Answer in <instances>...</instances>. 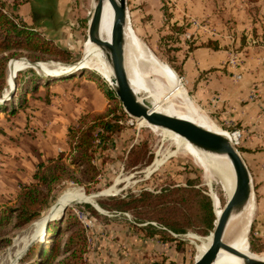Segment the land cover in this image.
<instances>
[{
    "label": "rangeland",
    "instance_id": "rangeland-1",
    "mask_svg": "<svg viewBox=\"0 0 264 264\" xmlns=\"http://www.w3.org/2000/svg\"><path fill=\"white\" fill-rule=\"evenodd\" d=\"M3 1L12 13L18 14V7L28 0ZM55 1H47L49 6L45 12L52 16L53 22L44 21L42 30L37 31L53 40L66 54L44 59L22 55L8 62L7 89L0 101L14 90L12 98L7 101H10L8 107L16 105V110L13 115L0 113V129L3 127L8 131L0 130L6 138L3 140L5 149L0 146V212L15 204L23 185L34 182V179L29 183L26 181L33 167L49 160L41 159L39 140L58 134V139L64 140L58 156H63L69 163V129L79 127L83 119L91 122L94 116L111 110V120L120 124L122 131L114 134L112 143L97 148L93 162L98 167V175L94 182L77 183L65 174L54 186L50 205L42 211L39 219L23 227L14 228L13 224L3 229L0 264H37V250L43 244L41 237L45 239L53 226L59 228L58 236L66 238L67 233L62 234L60 230H66L70 217L86 230L87 264H194L198 247L212 232L204 235L200 228H190L183 233L171 232L157 221L159 217L152 216L156 207L149 205L151 202L135 204V198L140 200L144 192L161 194L173 187H193L207 194L212 203L216 200L217 206L223 209L228 197L223 192L221 180L174 136L130 117L125 111L126 116H122L116 108L122 104L101 67L84 64L95 0H67L66 9L61 11L55 9ZM249 3L246 5L242 0H127L129 23L139 42L133 70L141 88L156 101L170 102L179 115H186L187 104H190L197 119L206 118L214 124L204 108L198 106L191 86L172 68L174 47L179 48L182 43L174 35L182 34V31L194 32L188 37L193 42L185 43L192 48L201 42L199 32L207 36L206 40L221 42L223 47L241 44L253 32L264 31V14L256 9L264 5V0ZM251 21L258 26L251 29ZM47 25L50 28L47 29ZM149 56L171 76V80L156 72L155 65L147 58ZM11 65L15 67L12 83L8 80ZM64 68L79 70L66 79L62 76L54 79L55 73ZM32 80H38L37 85H32ZM175 82L182 96L174 92ZM34 87L38 90L33 91ZM25 100L27 110H21ZM142 145L147 146L144 159L130 158L132 150ZM235 147L243 157L240 145ZM131 163L133 167L130 168L127 165ZM259 165L248 168L255 194L248 242L253 253L264 254V210H258L261 183H254L262 172ZM78 194L93 198H78L59 209L66 199ZM53 212L56 215L52 216ZM238 215L241 217L243 213ZM165 229L177 242H162L160 232Z\"/></svg>",
    "mask_w": 264,
    "mask_h": 264
},
{
    "label": "trees",
    "instance_id": "trees-1",
    "mask_svg": "<svg viewBox=\"0 0 264 264\" xmlns=\"http://www.w3.org/2000/svg\"><path fill=\"white\" fill-rule=\"evenodd\" d=\"M247 1L256 3L262 0ZM28 25L16 12H11L5 1L0 0V98L3 97L7 89L6 70L11 59L22 55L38 59L57 58L66 54V51L60 49L53 40ZM182 32L184 33V31ZM180 34H176L174 37L179 38ZM212 45L218 48L215 43ZM54 79L56 78L54 77ZM37 81L32 80L31 84L37 85ZM44 85L48 86L47 83ZM25 87L29 91V87ZM34 90L37 91L38 87H34ZM17 94L18 92H16ZM9 102L0 104V113L8 115L15 113L16 105H11L12 110H10ZM23 102L21 110H26L27 100ZM116 108L122 112V116H126L121 105H117ZM83 120L80 121L79 127L74 126L69 129L70 162L66 163L63 156L41 162L33 175L34 182L23 185L15 204L5 207L0 212V237L4 236L3 229L6 226L14 224V228L23 227L39 219L42 211L50 205L54 186L62 180L65 174L82 184H91L96 180L98 167L93 162L95 152L97 148L112 143L114 134L121 132L122 127L111 120V110L105 114L94 116L91 122ZM98 140L99 144H97ZM146 149V145L138 146L132 150L129 157H138L143 160L147 155ZM127 166L131 168L133 163ZM77 174L80 177H76ZM146 202H151L149 205L156 207L152 216L159 217L155 219L171 232L183 233L190 228H200L202 234L208 235L214 229L217 218L215 206L213 209L214 202L212 203L207 194L196 188L173 187L161 194L144 192L140 200L135 198L134 203H144L145 205ZM124 204L127 205L126 202ZM70 219L71 222L68 223L66 230H60L62 234L67 233L66 238L63 235L58 236V227H50L51 233L47 234L43 244L37 250V264H87L85 259L88 248L86 230L73 217ZM167 230L160 232L162 242L170 244L177 242ZM256 243L258 244V241Z\"/></svg>",
    "mask_w": 264,
    "mask_h": 264
},
{
    "label": "crops",
    "instance_id": "crops-1",
    "mask_svg": "<svg viewBox=\"0 0 264 264\" xmlns=\"http://www.w3.org/2000/svg\"><path fill=\"white\" fill-rule=\"evenodd\" d=\"M47 1H25L18 7L19 17L29 25L32 24L36 30H42L44 21L49 24L53 22L52 16L48 12L45 14L49 6ZM242 1L246 5L250 4L246 0ZM56 3L55 9L60 11L67 7V0H57ZM263 6L256 8L260 9V14H264ZM47 26V29L50 28V25ZM257 26L251 21V29ZM188 33L179 35L182 43L181 47H174L176 50L172 68L191 86L198 106L208 113L209 120L214 123H211L213 128L219 130L217 132L238 130L242 133L240 149L244 151L245 163L248 168L257 163L261 166V175L254 183H261L258 210H264V31L258 30L255 34L253 32L246 41H241V44L223 47L221 42H217L215 45H218V48L212 45L214 42L206 40L207 36L205 37L203 32L198 33L201 42L192 48L190 44L185 43L193 42L188 37L194 32L189 30ZM205 120L208 121L206 118ZM56 121L59 123V119ZM2 130L8 133L6 128ZM0 136V146L4 148L3 140L6 138L2 133ZM39 141L41 159L44 160L56 158L64 140L58 139V134L53 133ZM36 169L35 165L26 179L27 182L32 181Z\"/></svg>",
    "mask_w": 264,
    "mask_h": 264
},
{
    "label": "water",
    "instance_id": "water-1",
    "mask_svg": "<svg viewBox=\"0 0 264 264\" xmlns=\"http://www.w3.org/2000/svg\"><path fill=\"white\" fill-rule=\"evenodd\" d=\"M106 1L111 4L114 14L111 42L109 43L103 41L99 36ZM94 3L89 25V40L106 51L107 63L111 66L114 74L112 83L115 84V87H112L124 111L136 120L143 119L150 126L165 129L180 136L205 153L225 156L231 162L235 174L233 194L223 207L220 217L216 218L210 247L199 259H196L194 264H214L221 251L236 256L243 264H264V260L255 259L249 254L239 252L224 241L225 231L231 217L234 214L243 213L251 199L255 201L253 180L243 157L229 138L193 122L159 112L153 107L149 108L146 102L140 101L131 86V79L126 68L125 31L127 20H129L127 0H95ZM13 85H15L14 80ZM14 93V90L10 91V95ZM5 102L6 97L0 101V104Z\"/></svg>",
    "mask_w": 264,
    "mask_h": 264
},
{
    "label": "bare ground",
    "instance_id": "bare-ground-1",
    "mask_svg": "<svg viewBox=\"0 0 264 264\" xmlns=\"http://www.w3.org/2000/svg\"><path fill=\"white\" fill-rule=\"evenodd\" d=\"M94 5H95V3H94ZM113 17H114V14H113V9L111 7V4L109 3V1H106L105 6H104L102 22H101L100 29H99V36L103 41L108 42V43L111 42ZM125 32H126L125 33L126 68H127L128 73H129V77L131 79V86H132L135 94L139 97L140 101L146 102L148 104L149 108L153 107L154 109H156L159 112H162V113H165V114H168V115H171L173 117L180 118V119H184V120H187L190 122H193V123L205 128L207 130L219 133L222 136L229 138L232 141L233 139L230 137V135H228L224 131L222 133V132H217V131L213 130L214 126L210 122H208L206 120L197 119L196 113L190 104H187L188 105V107H187L188 113L186 115L182 116V115L177 114L174 111V108L170 104V102L165 101V102L161 103L159 101H156L155 99L150 97L148 95V93L145 92L141 88V86L138 84V82L136 80L135 72L133 70L135 56L137 54L139 42L135 38V34L133 32L131 24L129 23V20H127ZM147 58L153 62L152 64L155 65V69H156L157 73L162 74L168 80L172 79L170 75H167L165 73L163 68L161 69V67L158 65V63L154 59H152L150 56ZM83 62H84V64L90 65V66H92V65L100 66L101 69L103 70V73H104L107 81L109 82L110 86L115 87V84L112 83V81L114 80L113 70H112L111 66L107 63V54H106L105 49L103 47L96 45L95 43H92L89 40V38H88L86 45H85ZM78 70H79V68H76V69L64 68L61 71H57L55 73V78L60 77V76H62V78H66V76L71 75ZM10 73L11 74H10L8 80H9V82L12 83V79L14 77L13 75L15 73V67L12 65L10 67ZM175 83H173V85L175 86V87L173 86L174 92H176L177 94L182 96L181 92L179 91V85L177 83L176 84ZM10 97H11V95H9L6 98V101ZM139 121L147 124L146 121L143 119H139ZM148 126H150V125H148ZM151 127H153V126H151ZM155 128H157V127H155ZM158 129H161V128H158ZM162 130H164L166 133L170 134L171 136H174L175 138L178 139L179 142H181L183 145L187 146L190 149V151L192 152V154L194 155V157L206 169L210 170V172L212 174H215V176H217L221 180V184H222L221 187L223 188V192L225 193V195L228 197V200H229L230 197L232 196L234 188H235V174H234V171H233V168H232V165H231V162L229 161V159L225 156H217V155H211V154L205 153V152L195 148L194 146H192L190 143H188L185 139L181 138L180 136H178V135H176V134H174L168 130H165V129H162ZM83 197L87 200H92V198H93L91 196L88 197L84 194L74 195V196H71L68 199H66L63 202V204L60 205L59 209H61L64 204H69V203L73 202L74 200H76L78 198H83ZM214 206H215V210H216V217L218 219L220 217V215L222 214L223 209L219 208L217 206L216 200L214 202ZM254 211H255V202H254V199H251L250 202L248 203V205L246 206L245 210L243 211V216L240 217V215L234 214L231 217V219L228 223V226L226 228V231H225L224 241L227 244H229L231 247L235 248L239 252L249 254L252 257H254L255 259L264 260V254H255V253H252L249 249L248 234H249V229H250V225L252 222V217L254 215ZM54 215H56V213H54L52 216H54ZM37 239L39 240V237ZM41 241H44L43 237H41ZM211 243H212V233L209 237H207L205 239V241H203L201 246L198 247L197 259H199L208 250ZM214 264H243V263L236 256L231 255L225 251H221V253L219 254V256H218V258Z\"/></svg>",
    "mask_w": 264,
    "mask_h": 264
},
{
    "label": "built area",
    "instance_id": "built-area-1",
    "mask_svg": "<svg viewBox=\"0 0 264 264\" xmlns=\"http://www.w3.org/2000/svg\"><path fill=\"white\" fill-rule=\"evenodd\" d=\"M228 135H230V137L233 139V144L236 146H239L241 141L240 138L243 137L242 133L238 130H235L233 132H227Z\"/></svg>",
    "mask_w": 264,
    "mask_h": 264
}]
</instances>
